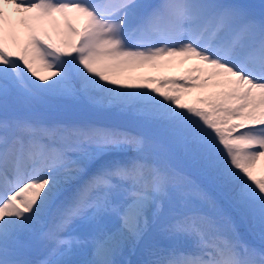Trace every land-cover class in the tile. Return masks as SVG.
<instances>
[{
	"label": "snow or ice",
	"instance_id": "snow-or-ice-1",
	"mask_svg": "<svg viewBox=\"0 0 264 264\" xmlns=\"http://www.w3.org/2000/svg\"><path fill=\"white\" fill-rule=\"evenodd\" d=\"M177 64L190 66L123 76ZM10 96L84 100L134 128L9 113ZM0 101V264H119L142 245L152 258L137 264H264V14L236 0H0ZM154 228L184 247H153Z\"/></svg>",
	"mask_w": 264,
	"mask_h": 264
},
{
	"label": "rangeland",
	"instance_id": "rangeland-1",
	"mask_svg": "<svg viewBox=\"0 0 264 264\" xmlns=\"http://www.w3.org/2000/svg\"><path fill=\"white\" fill-rule=\"evenodd\" d=\"M245 4L251 6L253 12L257 15L260 16L262 14H264V0H242ZM258 4V6H257ZM183 66H185V68H183ZM187 66L186 64L184 65H179L177 64L174 67H169V68H165V69H152V71L149 68H138L135 70H131L128 72H125L123 74V76L125 78L127 77H132L133 80L132 82H135L139 79H142L146 76H156V77H160V76H167V75H179L181 72H183L184 70H186ZM148 69V71H146ZM151 71V72H150ZM122 82H128L126 79L122 80ZM8 100L13 101L16 100L17 103H20L22 101V99L16 98V97H9ZM27 106L28 108L26 109V115H30L29 114V110L30 108H37L36 110H43L45 112H43L44 114H42V116L47 115V117H50L51 114L53 113H63L66 115H70L68 114L67 111H71L70 109V105L75 104V106L77 108L81 107V106H86V107H91V113H97V114H101L104 115L105 119H109L110 118H117V121L122 123V124H129L130 126H127V128L129 129H133L134 125L131 121V118L116 109H113L111 107H101V106H97V105H92L89 104L88 102L84 101V100H80V99H76V98H62V97H49L46 98L44 100H40V101H27ZM69 102L70 105L67 106V103ZM8 111H10V109H8ZM34 111L30 112V113H34ZM41 113V112H40ZM34 115V114H32ZM31 115V116H32ZM66 117V116H65ZM127 122V123H126ZM262 170L261 166H258V174L260 173V171ZM165 210H169L168 206L165 204L161 207V223H163V221H165L166 219H170V215L167 216H163V213ZM241 229L243 231V233H245V229L243 226H241ZM240 229V230H241ZM152 236V234H151ZM161 235V233L159 232V230L157 231L155 237L152 240H161L164 237ZM165 239V238H164ZM151 242V239H150ZM183 242V240L177 239V240H167L166 239V243L169 244L170 247H173V245H180ZM153 243V242H152ZM151 243V244H152ZM143 248V251H141L140 249H138V252H130V251H125L123 255L117 257V260L119 262V264H125V262L127 261H131L132 264H136L138 261L144 260L147 256L146 254V246H141ZM73 259L78 260V261H86L88 259H90V256L88 255L87 251H77L76 254L74 255Z\"/></svg>",
	"mask_w": 264,
	"mask_h": 264
},
{
	"label": "bare ground",
	"instance_id": "bare-ground-1",
	"mask_svg": "<svg viewBox=\"0 0 264 264\" xmlns=\"http://www.w3.org/2000/svg\"><path fill=\"white\" fill-rule=\"evenodd\" d=\"M186 66H187V68H188V67L190 66V64H186ZM183 68H185V66H183ZM187 68H186V69H187ZM150 70L152 71V69H150ZM146 71H148V69H147ZM151 71H150V72H151Z\"/></svg>",
	"mask_w": 264,
	"mask_h": 264
}]
</instances>
